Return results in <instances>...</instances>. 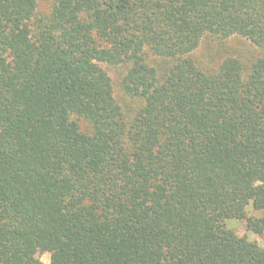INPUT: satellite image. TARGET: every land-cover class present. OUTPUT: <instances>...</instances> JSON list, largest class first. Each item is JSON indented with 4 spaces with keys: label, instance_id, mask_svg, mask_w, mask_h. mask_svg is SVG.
I'll return each instance as SVG.
<instances>
[{
    "label": "trees",
    "instance_id": "obj_1",
    "mask_svg": "<svg viewBox=\"0 0 264 264\" xmlns=\"http://www.w3.org/2000/svg\"><path fill=\"white\" fill-rule=\"evenodd\" d=\"M207 36L264 52V0H0V264H264V53Z\"/></svg>",
    "mask_w": 264,
    "mask_h": 264
},
{
    "label": "rangeland",
    "instance_id": "obj_2",
    "mask_svg": "<svg viewBox=\"0 0 264 264\" xmlns=\"http://www.w3.org/2000/svg\"><path fill=\"white\" fill-rule=\"evenodd\" d=\"M38 1V14H48L53 6L54 0H37ZM264 52L251 43L249 40L243 37H231L219 39L215 36H207L203 39L199 49L194 53L195 59L199 62L208 64H215L216 61H220L223 56L238 55L244 61L250 60L262 55ZM109 74L112 76L116 96L119 102L125 107L135 108L138 102L130 97H127L121 89V78L124 74L123 67L105 66ZM260 211L255 210L252 205L248 207L249 216H259ZM227 225L229 228L235 230L239 235H246L250 239L259 242L264 245V233H257L252 231L247 224L246 218H232L228 219ZM42 261L49 264L51 261V253L48 251L39 250L36 254Z\"/></svg>",
    "mask_w": 264,
    "mask_h": 264
}]
</instances>
